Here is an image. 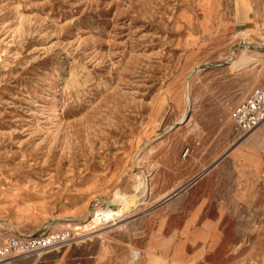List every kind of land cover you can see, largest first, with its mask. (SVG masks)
I'll list each match as a JSON object with an SVG mask.
<instances>
[{
	"label": "rangeland",
	"instance_id": "obj_1",
	"mask_svg": "<svg viewBox=\"0 0 264 264\" xmlns=\"http://www.w3.org/2000/svg\"><path fill=\"white\" fill-rule=\"evenodd\" d=\"M263 35L264 0H0V241L69 229L24 264H165L152 230L189 222L208 237L168 264H264V163L231 118Z\"/></svg>",
	"mask_w": 264,
	"mask_h": 264
},
{
	"label": "built area",
	"instance_id": "obj_2",
	"mask_svg": "<svg viewBox=\"0 0 264 264\" xmlns=\"http://www.w3.org/2000/svg\"><path fill=\"white\" fill-rule=\"evenodd\" d=\"M231 118L244 134H250L264 123V75L249 95L234 106ZM72 242L74 235L69 229L46 230L28 236L12 233L0 241V264H24ZM139 259L134 255V261Z\"/></svg>",
	"mask_w": 264,
	"mask_h": 264
},
{
	"label": "crops",
	"instance_id": "obj_3",
	"mask_svg": "<svg viewBox=\"0 0 264 264\" xmlns=\"http://www.w3.org/2000/svg\"><path fill=\"white\" fill-rule=\"evenodd\" d=\"M245 142L254 146H249L248 162L255 167L262 166L264 157L258 144L264 142V129L260 128L255 131ZM208 232L209 230L205 227L192 229L189 222L182 224L178 229L168 228L163 222H160L158 227L152 230V239L144 245L142 251L145 253L146 260L149 257V253H153L160 256L165 264L170 261H186V257L191 256L193 241L198 238L207 239ZM138 252L142 253L140 250Z\"/></svg>",
	"mask_w": 264,
	"mask_h": 264
},
{
	"label": "bare ground",
	"instance_id": "obj_4",
	"mask_svg": "<svg viewBox=\"0 0 264 264\" xmlns=\"http://www.w3.org/2000/svg\"><path fill=\"white\" fill-rule=\"evenodd\" d=\"M236 1V0H235ZM248 4V3H247ZM236 5V4H235ZM246 7V6H245ZM250 7V6H249ZM248 9V8H246ZM249 10V9H248ZM241 13V12H240ZM239 14V12H238ZM241 15V14H240ZM245 17V16H244ZM247 17V16H246ZM249 17V16H248ZM251 22V21H250ZM249 27V26H248ZM261 27V26H260ZM259 29H262L260 28ZM250 30V29H249ZM253 30V29H252ZM264 37V35L262 36ZM244 44V43H243ZM249 48V42L248 41H245V47L244 48H241L240 51L237 53L236 57H232L231 58V64L232 65H239L241 63H244L245 62H250L253 61H257V57H252L250 60L248 58L251 57L250 55V50L248 49ZM248 61H247V60ZM59 99V98H58ZM188 107V106H187ZM264 124V123H263ZM262 124V125H263ZM261 126H259L256 130H254L253 132H251L250 134L247 135V137L245 138L246 140L248 138H250L252 136V134H254L255 131H257L258 129H260ZM16 183V182H15ZM139 184V183H138ZM17 185V183H16ZM139 187H140V191L138 192L137 195L135 196H131V197H128L129 199H113V200H110V201H106L105 202V205H97L94 210L92 211L91 215H92V220H90V222H98L100 219H107V218H115L117 216H121V215H128V212H130L133 207L135 206V199L137 198H140L141 196L139 194L142 195V193H145V190L147 188V182L146 180H143V178H141V181H140V184H139ZM149 188V187H148ZM144 196V195H143ZM116 198V197H115ZM111 199V198H110ZM137 202V200H136ZM134 210V209H133ZM90 213V212H89ZM125 215V216H126ZM61 217V216H60ZM59 219L57 217H53L49 220V226L50 227H57L59 225ZM88 224H85L84 226H87ZM50 229V228H49ZM27 236V235H26Z\"/></svg>",
	"mask_w": 264,
	"mask_h": 264
},
{
	"label": "water",
	"instance_id": "obj_5",
	"mask_svg": "<svg viewBox=\"0 0 264 264\" xmlns=\"http://www.w3.org/2000/svg\"><path fill=\"white\" fill-rule=\"evenodd\" d=\"M170 197H172V195H171V196H169V198H170ZM167 199H168V198H167Z\"/></svg>",
	"mask_w": 264,
	"mask_h": 264
}]
</instances>
